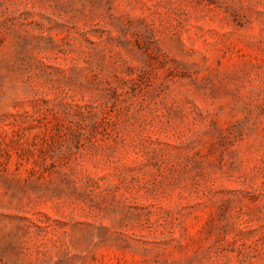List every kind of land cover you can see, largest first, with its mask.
I'll list each match as a JSON object with an SVG mask.
<instances>
[{"label": "rangeland", "instance_id": "374dc122", "mask_svg": "<svg viewBox=\"0 0 264 264\" xmlns=\"http://www.w3.org/2000/svg\"><path fill=\"white\" fill-rule=\"evenodd\" d=\"M0 264H264V0H0Z\"/></svg>", "mask_w": 264, "mask_h": 264}]
</instances>
